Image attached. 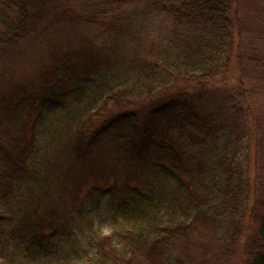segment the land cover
<instances>
[{
  "label": "trees",
  "instance_id": "1",
  "mask_svg": "<svg viewBox=\"0 0 264 264\" xmlns=\"http://www.w3.org/2000/svg\"><path fill=\"white\" fill-rule=\"evenodd\" d=\"M39 1L0 0L2 61L14 57L27 36L37 35L41 18L44 19ZM76 1L83 2V8L88 12L71 17L67 10H63L54 14L52 23L94 29L101 40L106 35L110 37L105 39H117L130 24V10L144 5L169 23L173 38L167 41L158 60L134 66L128 71H137L136 80L139 82L130 88L116 91L109 84H105V89L95 84V76L113 71L118 65L114 54L102 46L98 56L84 57L85 54L78 52L75 53L76 60L70 56L67 61L57 58L54 64L39 72L36 85H21V88L6 93L0 101L2 114L11 124L16 120L25 126L32 121V135L21 138L11 134L7 146L0 136V202L13 212L10 207L15 192L21 189L28 176L34 174L29 162L36 158L38 151L33 133L34 121L38 117H34L35 113L44 106L57 107L69 100L86 102L90 112L84 114V122L83 119L80 121L81 126L68 147L73 151L70 156L74 163L78 165L89 157L93 159L98 149L114 146L117 159L124 153L128 165L135 164L142 169L144 190H138L142 199L150 207L170 209L171 214L182 217L175 224L119 230L115 234L121 238L122 248L119 249L109 237L103 238L96 242L97 254L88 264H194L189 259L194 230L200 226L214 228L219 225L214 217L217 215H221L220 219L232 220L238 209L241 188L234 184L231 166L224 165L227 159L218 162L225 176L216 182L220 184L217 192L212 197L203 192L207 184L204 177L209 168L207 149L227 127L226 121L221 119L224 105L218 101L212 108V101L217 100L212 99L208 87L219 85L231 65L236 37L232 17L238 0ZM32 3L38 4L35 12L31 11ZM261 62L254 63L259 67L258 79L264 86V61ZM176 83L197 88V94L169 96L163 103H155L156 99L152 97L156 89ZM143 104L146 107L141 112L139 109ZM115 109L119 113H114ZM108 111L110 115H103ZM137 111L142 114L141 118H138ZM95 118L103 123L97 128L94 127ZM230 122L231 125L234 123L233 129L241 128L233 116ZM130 189V192L136 191ZM214 202L220 206L217 212H214ZM261 203L254 217L256 231L243 245L252 264H264V195ZM40 205L32 210L26 207L19 218L0 213V225L14 222L8 237L5 240L0 237V243L4 241L0 245L1 254L5 247H9L6 244L38 237L34 227L40 225L32 218ZM56 215L51 212L50 216L54 218ZM41 221L47 222L46 218ZM51 225L54 232L66 227V224L56 226L53 222ZM238 233L227 234L232 246L238 244Z\"/></svg>",
  "mask_w": 264,
  "mask_h": 264
},
{
  "label": "rangeland",
  "instance_id": "2",
  "mask_svg": "<svg viewBox=\"0 0 264 264\" xmlns=\"http://www.w3.org/2000/svg\"><path fill=\"white\" fill-rule=\"evenodd\" d=\"M39 5L44 19L41 18L37 35L27 36L10 60L0 59V101L13 88L36 85L39 72L54 64L57 58L67 61L70 56L76 60L75 53L78 52L85 54L84 57L98 56L102 46L114 54L119 66L95 76V84L104 89L109 84L116 91L130 88L139 82L137 71H128L158 60L167 41L173 38L169 23L144 5L130 10L128 28L119 32L117 39L110 40L105 39L109 35L101 40L94 29L52 23L54 14L63 10L71 17L84 11L87 13L81 1L40 0ZM30 6L35 12L38 4ZM232 18L236 24V37L231 65L219 85L208 87L212 99L217 100L212 101V108L218 101L224 105L221 119L226 121L227 127L207 149L209 168L204 177L207 184L203 192L207 197L217 192L220 184L216 182L225 176L218 162L227 159L224 165L231 166L234 184L241 188L239 203L232 220L226 221L217 215L214 217L219 225L215 229L200 226L194 230L189 258L194 264H252L243 245L256 231L254 217L262 206L264 195V86L258 79L259 67L254 63L264 61V0H238ZM197 91L195 87L176 83L156 89L152 98L156 99L155 103H163L169 96H195ZM144 107L143 104L139 110L144 112ZM89 112L86 102L69 100L57 107L44 106L35 113L34 117H38L33 133L38 151L36 158L29 162L34 174L28 176L21 189L15 192L10 207L13 212L0 202V213L19 218L26 207L32 210L41 204L32 218L40 225L34 227L38 237L6 244L9 247H5L3 254L0 252V264H88L97 254L96 242L103 238L109 237L119 249L122 248L121 238L115 234L119 230L175 224L178 218L182 219L171 214L170 209L150 207L142 199L143 195L138 191L144 190L142 169L135 164L128 165L124 153L117 159L114 146L98 149L93 159L89 157L78 165L74 163L69 142L75 138L80 121L83 119L84 122V114ZM113 112L119 113L116 109ZM137 114L141 118L139 111ZM103 115H110V111ZM231 115L241 124L240 129H233ZM95 119V128L103 124ZM31 123L23 126L15 120L11 124L0 109L2 143L7 146L11 134L29 138ZM130 188L136 191L130 192ZM214 207L217 212L220 206L214 202ZM51 212L57 215L52 218ZM43 218L46 223L41 221ZM52 222L56 226L66 224V227L54 232ZM7 223L0 225V237L4 240L14 224ZM236 231H239L238 244L232 246L227 234ZM2 243L4 241L0 245Z\"/></svg>",
  "mask_w": 264,
  "mask_h": 264
}]
</instances>
